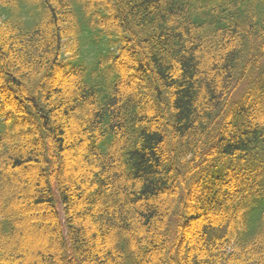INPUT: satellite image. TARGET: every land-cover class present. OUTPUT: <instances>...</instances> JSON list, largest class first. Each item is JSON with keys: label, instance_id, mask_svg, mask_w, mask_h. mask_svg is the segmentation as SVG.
<instances>
[{"label": "trees", "instance_id": "1", "mask_svg": "<svg viewBox=\"0 0 264 264\" xmlns=\"http://www.w3.org/2000/svg\"><path fill=\"white\" fill-rule=\"evenodd\" d=\"M0 264H264V0H0Z\"/></svg>", "mask_w": 264, "mask_h": 264}, {"label": "rangeland", "instance_id": "2", "mask_svg": "<svg viewBox=\"0 0 264 264\" xmlns=\"http://www.w3.org/2000/svg\"><path fill=\"white\" fill-rule=\"evenodd\" d=\"M24 215H26V214H22V217H23Z\"/></svg>", "mask_w": 264, "mask_h": 264}]
</instances>
